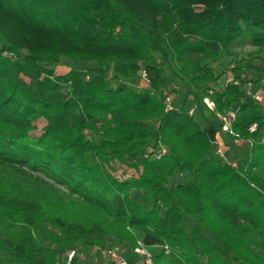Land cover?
<instances>
[{
  "label": "trees",
  "instance_id": "trees-1",
  "mask_svg": "<svg viewBox=\"0 0 264 264\" xmlns=\"http://www.w3.org/2000/svg\"><path fill=\"white\" fill-rule=\"evenodd\" d=\"M245 41L264 59V0H0V252L81 264L78 246L130 257L141 239L155 264H264V67L241 58L217 86L211 65ZM63 57L90 64L60 72ZM175 76L222 132L235 111L244 164L168 104Z\"/></svg>",
  "mask_w": 264,
  "mask_h": 264
},
{
  "label": "rangeland",
  "instance_id": "rangeland-1",
  "mask_svg": "<svg viewBox=\"0 0 264 264\" xmlns=\"http://www.w3.org/2000/svg\"><path fill=\"white\" fill-rule=\"evenodd\" d=\"M234 53L236 55V58L230 57L223 53L220 58L214 60L211 62V65L215 68L217 73H222V77L216 83L217 86H219L221 83H224L228 80V78L234 73L233 66L237 62V60L241 58H248L251 57L253 64L255 67H264V59H261L257 56V52H255V46L251 44L248 41H245L244 43L236 44L234 47ZM264 57V53H263ZM90 63H75L72 59L63 57L60 60V63L58 64H52V67L56 68L58 71L62 72L68 69L69 67H76L78 69H81L82 71H85V68ZM245 65V64H244ZM248 68L246 65L243 67V69L240 71L245 77L249 78H258L260 75V72L257 71V69ZM169 74L172 76V71H169ZM130 81L137 85V86H143L147 84V80L145 76L137 77L135 79H130ZM181 80L177 78L176 76L172 79L169 88L167 89V93L171 97L170 104L174 107H181L184 104V100L188 91L187 85H182ZM174 87H177L175 89ZM203 97L208 98V100H211V97L209 95L201 94ZM204 103H206L205 99H203ZM196 103L195 98L192 96L188 97L185 101L184 108L186 110H190L191 107ZM210 103V102H209ZM201 108H197L194 112V114L198 116H203L206 122L204 123L205 128L207 129L208 133L214 140L216 144L215 148V154L224 157L228 159L231 162L237 163L239 166L244 164L246 160L249 158V144L246 143L243 140H240L236 142L233 137L226 132H222L219 130V121L215 118L213 115V111L215 109V104L211 105L207 104L204 105L201 103ZM208 118H211L209 121ZM38 125L41 127L45 120L43 118L38 119ZM217 133L225 140V142L217 141ZM221 150V151H219ZM121 169V168H120ZM39 175V174H38ZM42 177L46 179V181H49L48 183H51L54 185V187L62 192L68 193L65 186L62 184L55 182L54 180L47 178L44 174H40ZM1 181V180H0ZM188 218H192L189 215H186ZM193 219V218H192ZM203 230V228H201ZM117 246V244L114 245H107L103 248L96 246V245H90V246H78L75 248V252L77 255V260L81 264H100L102 262V259L104 258V253H102L104 248H112ZM120 248V246H119ZM121 252H124L122 249H120ZM97 257L98 261L95 262V258ZM0 264H19L16 262H11L8 257L3 253L0 252Z\"/></svg>",
  "mask_w": 264,
  "mask_h": 264
},
{
  "label": "built area",
  "instance_id": "built-area-1",
  "mask_svg": "<svg viewBox=\"0 0 264 264\" xmlns=\"http://www.w3.org/2000/svg\"><path fill=\"white\" fill-rule=\"evenodd\" d=\"M232 79V78H229ZM251 90H249V93ZM254 97L258 101L264 100V93L262 89H259L253 93ZM207 104L214 105V102L212 100H208V98L204 97ZM171 97H167V102L170 104ZM210 102V103H209ZM171 106V105H169ZM198 105L194 104L191 109L189 110L190 113H194L197 109ZM218 116L222 119V130L226 132L229 135H235L237 137V134H235L233 128H232V120L235 118L236 114L235 111L230 110L226 114H218ZM256 128V124L252 125L251 129L254 130ZM235 141H240L239 138H235ZM221 151V150H219ZM168 248V246H165ZM121 248L119 246H115L112 248H104L102 253L107 254L112 264H155L154 260V254L152 249L144 243L141 239L137 241L135 246L132 249L131 256L128 257L123 252L120 251ZM76 252L75 250L71 251L68 257V261L70 262L73 256H75Z\"/></svg>",
  "mask_w": 264,
  "mask_h": 264
},
{
  "label": "crops",
  "instance_id": "crops-1",
  "mask_svg": "<svg viewBox=\"0 0 264 264\" xmlns=\"http://www.w3.org/2000/svg\"><path fill=\"white\" fill-rule=\"evenodd\" d=\"M221 131V130H220ZM217 141H219V143L220 142H225V140L217 133ZM95 262H97L98 261V259H97V257L95 258ZM90 264V263H89ZM98 264V263H97ZM100 264H112V261H111V259H110V257L107 255V254H105L104 255V258L102 259V262H100Z\"/></svg>",
  "mask_w": 264,
  "mask_h": 264
}]
</instances>
